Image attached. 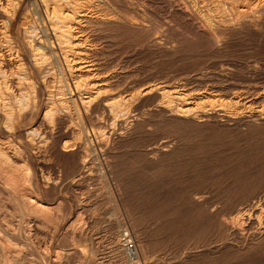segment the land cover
<instances>
[{"label":"rangeland","instance_id":"rangeland-1","mask_svg":"<svg viewBox=\"0 0 264 264\" xmlns=\"http://www.w3.org/2000/svg\"><path fill=\"white\" fill-rule=\"evenodd\" d=\"M135 1L138 12L140 10L139 17L147 19L145 23H153V19L160 18L154 22L163 20L161 23L169 24L171 18V24H175L177 29L167 30L162 37H176L177 34L176 39L182 40L181 50L178 49L179 54L175 56H168L154 46L136 44L141 39L134 33L113 38L112 30L103 31L96 27L93 33H101L95 35L98 39L94 43L99 48L96 57L99 56L104 64L105 73L117 71L115 79L118 78L122 86L135 87L134 91L149 82H163L179 90L183 87L188 92H203L210 101L229 102L234 105L232 109L238 107L239 111L247 110L244 102L251 101V107L264 104V96H260L264 95V23L257 28L250 27L253 32L249 28L230 34L233 36H228L224 46L218 47L205 39L193 41L192 34L183 32L180 18L171 12L170 0ZM176 19L178 23L174 22ZM117 41L122 44L133 42V46L124 48L115 44ZM98 116L101 117V112ZM96 118L97 115L91 122L86 121L89 131L101 127ZM151 120V125L139 131L137 138L110 140L109 157L103 153L91 131L90 138L95 146L91 142L89 157L86 156L90 171L84 176L75 174L73 184L64 168L56 165L52 156L44 152L41 159L46 164L43 165L45 168L40 167L42 170L38 169L39 174L57 184L51 185L44 193L37 191L31 174L35 164L25 161L33 178L24 173L15 183L24 194L28 187L38 203L50 206L46 208L49 220L44 216L37 221L32 215L22 216L21 211L14 210L13 203H22L23 198L11 191L15 187L7 188L0 175V198L5 202L0 209V228H7L6 220L11 222V229L5 236L8 240L5 247L14 255V264H129L119 242L123 229H129L134 237L141 253V264H264V237L256 232L260 225L264 230V223L261 224L264 222L261 216L264 202L255 205V215L251 219L247 215L242 218L244 224L232 223L229 218L234 217L238 209H251L256 197L264 193V183L249 195L234 199L235 208H227L225 215L217 214V210L223 207L221 196L231 197L235 193L232 190L236 188L241 189L239 196L245 194L251 177L264 173V117H257L247 126L232 120L210 122L211 125H189L167 119L155 111ZM101 129L107 131L110 127ZM170 131H178L183 137L176 139ZM23 138L3 137L0 144L7 142L16 147ZM164 139L176 140V145L167 152L148 154V148ZM96 154L100 159H96ZM108 162L114 173H110L109 168L103 172V166H108ZM218 173L223 176L219 177ZM118 180L123 187L117 186ZM3 234L1 231L0 235ZM186 241H192L198 247L187 248Z\"/></svg>","mask_w":264,"mask_h":264},{"label":"bare ground","instance_id":"bare-ground-1","mask_svg":"<svg viewBox=\"0 0 264 264\" xmlns=\"http://www.w3.org/2000/svg\"><path fill=\"white\" fill-rule=\"evenodd\" d=\"M170 1L171 12L180 18V26L183 32L192 34L193 41L199 42L201 39H205L212 45H218V47L225 43L224 41L230 34L240 30L245 31L250 27L257 28L264 23V0ZM139 15L140 10L138 12L135 0H0V139L3 137L16 139L24 136L23 140L20 141L21 145L18 144L16 147L11 143L6 144L7 142L0 144V175L5 180L7 188L15 187L11 191L14 194L19 193L23 198L22 203H13V209L21 211L22 216L23 214L32 215L37 221H41L45 216L49 220L50 216H47L49 214H47L46 208L50 206L38 203L37 198H33L30 192L32 190L28 187V192L25 194L18 189L15 182L20 181V175L26 173L30 179L33 178V175L35 188L43 193L51 185L55 186L57 183H51L38 171L40 167L46 164L41 159V154L46 152L56 161V165L64 168L66 176L71 177L69 181L73 184L75 174L83 175L90 171L88 167L90 162L87 161L86 156H88L90 144L93 142V139L90 138L92 137L91 131L97 137L93 136L98 142L97 144L101 145L102 148H100L103 153L109 157L112 146L110 140L137 138L136 135L139 131L141 132L146 126L151 125L155 111L167 119L189 125L232 120L247 126L252 121L255 122L257 117H264V104L251 107V101L248 102L250 104L244 102L247 110L239 111L238 107V109H232L234 105L229 102L215 103L212 102L213 98H210L212 100L210 101L203 92H188L183 87L179 90L176 86H170V83L167 85L163 82L155 83L154 81H152L154 83L143 84L144 86L142 85L134 91L135 87L132 89V87L122 86L120 80L115 79L118 75L117 71L105 73L104 64L99 60V56L96 57L99 53V48L94 43L98 39L95 36L98 32L93 33L96 27L103 31L112 30L113 38H119L128 32L134 33L133 35H137L141 39V42L137 41L136 44L154 46L158 51L168 56H175L179 52L178 49L181 50L179 46L182 40L181 38L176 39L177 34L176 37H174L175 35L170 38L162 37L167 30L170 32V30L177 29L175 24H171V18L168 20L170 21L169 24L166 22L168 24L166 26L165 22V24L161 23L163 20L159 23L154 22L160 18L153 19V23L148 24L144 22L147 19L145 17L140 18L142 16L139 17ZM174 22L178 23L177 19ZM252 29L250 28L251 31ZM255 33L257 34V32ZM115 44L124 48L133 46V42L122 44L119 41ZM260 96L263 97L264 95ZM99 112H101V117L98 116ZM96 115L99 125L105 129L109 126L110 129L106 131L100 127L89 131L86 121L91 122ZM170 134H173L176 139L183 137L178 131H170ZM69 137L72 138L68 139ZM87 141L90 142L89 145ZM175 143L176 140L164 139L160 144L148 148V154L155 155L157 152H167L176 145ZM96 156V159H100L98 154ZM25 161H30V163L32 161V164H35L32 175L29 167L24 164ZM109 161L111 160L109 159ZM100 164L102 169V163ZM56 165L53 166L57 167ZM104 166V173L108 168L110 173H114L109 162L108 166L106 165L105 168ZM241 173L243 172L241 171ZM218 176L222 177L223 174L218 173ZM251 178L245 194L239 196L241 189L236 188L232 190L235 193L231 194V197L221 196V200H219L222 201L223 207L217 210V214L225 215L224 212L227 208H235L234 199L249 195L256 191L262 182L264 183V173H258ZM117 186L123 187L121 180H118ZM177 193L179 195V192ZM61 197L63 196L61 195ZM256 198L257 200H254L251 209H238L234 217H229L231 222L241 223L245 215L251 219L255 215V205L257 203L261 205L264 202V193ZM4 203L0 198V209ZM261 214L264 217V212L261 211ZM6 222L7 228H0V232H4L3 236L0 235V264H14V255L5 247V242L8 241H6L5 236L11 229V222L9 220ZM212 223L214 222L212 221ZM256 232L258 236L264 237V230H262L261 225ZM119 239L121 250L127 260L141 264L139 257L136 260L129 257L123 246L121 235ZM222 243H224V239ZM185 244L187 248L191 249L198 247L192 241H186ZM217 261L219 260L217 259Z\"/></svg>","mask_w":264,"mask_h":264},{"label":"built area","instance_id":"built-area-1","mask_svg":"<svg viewBox=\"0 0 264 264\" xmlns=\"http://www.w3.org/2000/svg\"><path fill=\"white\" fill-rule=\"evenodd\" d=\"M121 239L129 257L136 260L139 257L138 247L129 229H123L121 231ZM129 264H135V262L132 261Z\"/></svg>","mask_w":264,"mask_h":264}]
</instances>
